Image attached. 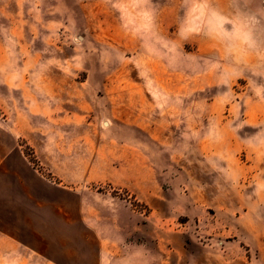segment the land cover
Returning a JSON list of instances; mask_svg holds the SVG:
<instances>
[{"label":"rangeland","instance_id":"1","mask_svg":"<svg viewBox=\"0 0 264 264\" xmlns=\"http://www.w3.org/2000/svg\"><path fill=\"white\" fill-rule=\"evenodd\" d=\"M223 9L0 0V264H264V68Z\"/></svg>","mask_w":264,"mask_h":264},{"label":"crops","instance_id":"2","mask_svg":"<svg viewBox=\"0 0 264 264\" xmlns=\"http://www.w3.org/2000/svg\"><path fill=\"white\" fill-rule=\"evenodd\" d=\"M222 3L223 19L238 21V34L242 36L239 43H242L245 65L264 68V2L262 0H233V2L222 0Z\"/></svg>","mask_w":264,"mask_h":264}]
</instances>
